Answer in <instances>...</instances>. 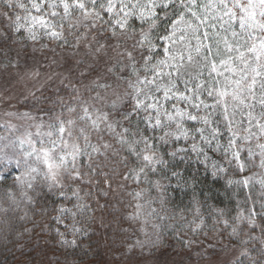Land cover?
<instances>
[{
	"label": "snow or ice",
	"instance_id": "obj_1",
	"mask_svg": "<svg viewBox=\"0 0 264 264\" xmlns=\"http://www.w3.org/2000/svg\"><path fill=\"white\" fill-rule=\"evenodd\" d=\"M0 4L11 10H0V19L12 31L26 33L27 39L47 37L64 46L73 37L71 46L79 48L83 43L85 55L93 60L106 57L103 75L88 84L81 80L71 85L72 102L58 97L53 107L38 117L23 113L34 121L35 132L26 130L0 146V160L22 169L14 177V185L22 189L20 196L25 202H33L29 190L46 189L65 202L75 198L72 207L61 203L54 209L57 225L69 218L73 221L64 225L65 231L56 229L62 244L77 246L75 237L82 232L77 215L89 207L81 202L80 185L91 184L96 175L92 165L96 156L106 157L110 150L115 156L127 152L123 159L134 160L124 178L138 182L141 174L147 178L148 172L166 166V155L175 159L190 150L206 168L211 166L213 176L226 174L233 167L241 174L227 180L237 190L234 195L246 190L244 199L237 201L231 235L243 232L247 239L241 243L245 245L259 240L264 255V171L260 179L255 173L243 175L253 166L264 170V143L260 142L264 139V0H0ZM17 8L21 11L15 12ZM161 27L163 34L158 31ZM105 35L104 40L99 39ZM127 40H133L131 48L126 46ZM176 44H182L183 50L174 51ZM185 59L199 67L195 76L181 75ZM203 68L209 70L215 86L192 83L203 75ZM213 74L224 77L223 87ZM80 76L87 79L91 73L81 70ZM181 82L183 90L178 87ZM257 104L259 113H255ZM241 107L248 109L246 114ZM238 115L243 119L238 120ZM253 138L259 152L253 151ZM181 141L191 143L185 148L179 146ZM166 146L173 150L162 151ZM209 153L220 156L222 162ZM179 175L173 172V176ZM5 199L9 207L0 205V213L19 207L11 189L6 190ZM142 207L137 205V209ZM154 212L152 209L146 216ZM134 218H140L139 211ZM143 222L148 223L147 219ZM224 225L229 227V221ZM257 228L261 235H252L251 230ZM66 233L74 238L68 240ZM241 256L251 261L247 249ZM236 264L245 261L237 258Z\"/></svg>",
	"mask_w": 264,
	"mask_h": 264
},
{
	"label": "trees",
	"instance_id": "obj_2",
	"mask_svg": "<svg viewBox=\"0 0 264 264\" xmlns=\"http://www.w3.org/2000/svg\"><path fill=\"white\" fill-rule=\"evenodd\" d=\"M0 10L11 11L3 4H0ZM160 30L162 32V27L158 29ZM0 34H2L0 35V70L5 72L21 68L22 63L29 62L33 52L38 53L42 60L50 62L63 57L66 59L68 54L77 53L78 56L84 54L81 53L82 48L85 47L83 43L79 48L71 46L74 42L73 37H69V45L64 46H61V42L49 38L31 41L9 29L6 21L2 19H0ZM106 35L99 39L104 40ZM109 43L115 41L110 40ZM125 44L131 48L133 40H127ZM111 55L114 56L115 53L111 52ZM57 69H59L58 65ZM93 70L94 68L90 71ZM78 75L69 82L66 80L63 84L42 88L22 107L21 112L38 117L51 109L58 97H64L66 101L72 102L71 85H78L81 80L85 84L91 81L82 78L80 72ZM81 91H84L83 88ZM87 94L84 93L85 98ZM56 109L59 110L58 104ZM5 133L6 129L0 125V135ZM105 139L109 140L108 137ZM109 142L114 147H119L114 140ZM162 151L168 152L172 149L166 146ZM127 156V152H122L120 156L112 155L110 150L106 157L96 156L93 159L92 165L96 168V175L91 184L80 185V194L83 197L81 202L89 207L83 214L78 215L79 217L82 215L85 222L83 219L84 223L81 224L83 232L75 237L77 240L75 247L61 243L56 229L65 231V227L57 225L53 219L57 215L54 209L66 202L48 193L46 189L37 192L29 190L33 202H25L20 196L22 189L14 185V177L19 172L13 171L12 166L0 162V205L4 208L9 207L10 202L5 199L7 189H11L19 201V207L13 206V211L7 214L0 213V264H105L108 256L115 260L124 257L130 242L138 234L131 219V212L135 208L133 197L128 198L129 200L126 197L120 199L119 192H116V185L119 183L116 180L128 175L130 167L133 166L131 161L134 158L128 161L123 159ZM165 159L168 164L164 167L158 166L156 173L159 179L165 182L164 205L171 213L183 216L192 213L193 209L196 212L197 208L200 210L196 215H201L205 210H212V218H208L211 222L208 228L195 232L183 227L185 221L176 223L171 233L165 235L161 243L153 249V253L188 254V259L198 262L218 259L229 252H239L238 258L244 260L245 264H264L259 240L245 245L241 243V240L247 239L243 232L240 236L231 235V226L235 224L233 217L237 213V201L244 199L246 190L240 189L239 194L234 195L237 191L235 186H229L223 175L213 176L202 166H195L190 159L179 160L178 156L173 159L167 155ZM173 172H178L180 175L173 176ZM129 179L127 180L132 186V190L129 187L131 192H135L137 188L142 189L141 176L138 182ZM146 179L154 180L148 175ZM85 193L89 194L85 195ZM68 194L71 195V189H68ZM202 205L204 207H201ZM220 210H223V216L220 215ZM99 215L101 219L97 218ZM6 218L7 222H5ZM225 220L229 221L230 226L227 228L224 225ZM258 222H260L259 218ZM241 227L244 231H249L246 225ZM251 233L255 236L261 235L258 228L251 230ZM66 238L72 240L74 237L66 234ZM245 249L248 250L251 261L241 256V252ZM236 261L237 259L228 264H236Z\"/></svg>",
	"mask_w": 264,
	"mask_h": 264
},
{
	"label": "rangeland",
	"instance_id": "obj_3",
	"mask_svg": "<svg viewBox=\"0 0 264 264\" xmlns=\"http://www.w3.org/2000/svg\"><path fill=\"white\" fill-rule=\"evenodd\" d=\"M25 2H27V0H25ZM15 11L20 12L21 10L17 8L15 9ZM134 23L136 22L134 21ZM159 32L163 34L164 29L162 28V32L161 30ZM15 33L21 35L24 39H27L26 33ZM177 35H179V33H177ZM42 38L47 37H41L39 39ZM155 42L158 44L161 43V41L159 40ZM193 43H195V41H193ZM172 47L174 51L183 50L182 44H176ZM82 49L83 50L81 51V53L84 54H81L79 56L76 55L77 53L68 54L66 59H64L63 57L62 59L55 60L53 62L44 61L38 53L33 52L28 60L29 62L22 63L21 68H15L12 71L6 72L0 70V125H2L6 129V133L4 135H0V137L4 138L0 139V146H3L4 144L8 143V141L15 139L17 136L21 135L26 130L35 132V127L32 126L34 124V121H31L24 117L22 115L23 113H25L24 111L21 112L22 107H24V105L31 100L33 94L37 93L42 88L53 87L57 86L58 84H63L66 80L67 82H69L71 78L79 76L78 72H81V70L89 71L91 73V76L94 78L97 77L98 74H104V60L106 59V57H101L100 61L97 62L93 60L90 55H85V52L87 51L86 47ZM159 51L162 57V49H160ZM109 54L111 55L110 50ZM78 61L80 63H77ZM57 65L59 69H57ZM88 65H92V67L89 68ZM92 68H94V70L90 71ZM198 70L200 69L195 64V62L193 64H189L186 62L185 59L184 67L180 69V73L185 78H190L189 74H191V76H195ZM165 71H170V69H166ZM202 71L203 75L200 76L198 80H193L192 83H202L205 85L206 88L210 86H215V80L209 76V70L207 68H203ZM225 75L229 74L225 73ZM91 76L87 78V80L90 81V79H92ZM213 77H215V79L220 80V87H223L225 85L223 76H216L215 74H213ZM166 80L167 77H165L164 82H166ZM191 86L192 85L190 84L189 87ZM178 87L183 90L184 84L182 82L178 83ZM257 94H259V85H257ZM92 95H95V93L93 92ZM205 98L207 99V97ZM228 99L230 100L231 98L229 97ZM208 102L211 103L212 101L209 99ZM260 110V106L259 104H257L255 108V113H259ZM241 111L246 114L248 109H244L241 107ZM237 119L240 120L243 119V117L238 115ZM189 124H191V122H189ZM252 130L254 132L257 131V129L255 128H253ZM241 134L244 135L245 133ZM260 142L264 143V139H261ZM190 143L191 141H189L188 144H185L183 141H181L179 146L187 148L189 147ZM255 144L256 140L255 138H253V151L259 152V149L255 147ZM168 147L173 150L172 146ZM0 155L3 154L0 153ZM8 155H12L11 150H8ZM180 155L184 156L183 160L190 159L195 166H202L205 171L212 173L211 166L209 165L206 168L205 165L201 163L200 159H198L196 155L193 154L190 150L187 153L178 154V158ZM209 155H211L215 160L222 162V158L220 156L214 153H209ZM243 155H246V153L242 154V156ZM179 160L181 159L179 158ZM0 162L6 164L4 160H0ZM7 166H12V169L15 172L22 171V169H17L14 163ZM262 171L264 170H261L259 167L253 166L248 171L243 173V175H252L255 173L256 179H260V173ZM156 173L157 171L148 172L147 174L149 177L151 176V178L154 179L153 181H147L146 178V180L143 179L144 175L141 174L143 186L142 189L137 188L135 192H131L132 186L128 182V180L130 179L127 180L123 177L119 180H116L119 182H117L118 184L116 185V192H119L120 195V197L119 195L118 197L120 199H124L126 197L127 200H129L128 198L131 197H133L134 199L133 202L135 208L134 211L131 212V219L134 223V229H137L138 234L132 240V242H130L129 249L127 253H125L124 257L121 258L122 260L110 259V257L108 256L105 259V264H228L237 259L240 255L239 252H229L219 257L218 259L198 262L195 260L188 259V254H170L160 252H156L157 254L153 253V249L161 243L162 238L165 237V235L171 233V230L174 228L176 223L180 221H185L183 227L187 230L195 232L206 227L208 228L211 224L209 219L212 218V210H205L202 212L201 215H196L197 213H199L200 208H197L198 210H196V212H194L195 209H193L192 213L187 214V216H183L181 214L175 215L174 213H171L168 208L164 205L165 182L159 179ZM152 174L155 175L152 176ZM217 174L226 177V183L229 178L238 179L241 176V174L234 167L230 168L226 174ZM129 187L131 188V190L129 189ZM255 191L258 194V184L255 185ZM137 192L141 193L140 197H136L135 193ZM74 203H76L75 198H73L71 201H66V203L64 204L66 207H72ZM138 204L142 205L143 207L141 209H137ZM201 207H204V205H202ZM152 209H155L153 215L151 217L146 216V213L152 211ZM73 210L75 211V209ZM85 211L86 209L84 210V212ZM138 211L140 212V218L135 219L134 217L136 216ZM78 215L77 226L81 228V224L85 222V218H82V215H80V217ZM97 218L101 219V215L97 216ZM145 219H147L148 221L147 224L143 222ZM201 221H203L202 224ZM72 222L73 221L69 218L68 220L64 221V223L60 226H64L65 224L70 225ZM197 225H199V227H197ZM142 228L144 229V231H141ZM81 229L83 232V228ZM66 234L70 235V233ZM137 241H140V243L138 244Z\"/></svg>",
	"mask_w": 264,
	"mask_h": 264
}]
</instances>
